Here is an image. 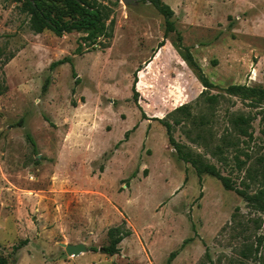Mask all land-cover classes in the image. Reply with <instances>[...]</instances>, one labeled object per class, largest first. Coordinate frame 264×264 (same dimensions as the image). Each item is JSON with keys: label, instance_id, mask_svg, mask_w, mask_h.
Wrapping results in <instances>:
<instances>
[{"label": "rangeland", "instance_id": "obj_1", "mask_svg": "<svg viewBox=\"0 0 264 264\" xmlns=\"http://www.w3.org/2000/svg\"><path fill=\"white\" fill-rule=\"evenodd\" d=\"M90 2L114 19L112 37L94 47L84 33L35 35L24 0H0V257L7 264H261L264 105L248 107L221 89L264 88V0H162L182 45L217 86L210 94L224 96L211 107L196 104L203 87L173 46L176 33L163 41L164 18L149 2ZM64 58L70 62L50 67ZM140 68L145 117L163 119L187 105L180 125L165 119L175 142L235 189L262 191L260 207L176 158L165 128L143 119L133 101ZM238 114L254 118L251 140L233 131ZM117 227L130 235L117 255L103 254ZM68 244L87 252L69 257Z\"/></svg>", "mask_w": 264, "mask_h": 264}, {"label": "trees", "instance_id": "obj_2", "mask_svg": "<svg viewBox=\"0 0 264 264\" xmlns=\"http://www.w3.org/2000/svg\"><path fill=\"white\" fill-rule=\"evenodd\" d=\"M149 2L156 11L164 18V33L163 41L168 38L171 33H176V44L173 46L178 51L179 56L186 66L192 70L196 79L199 81L203 87L202 92L197 97L196 104L202 101L206 103L209 107L216 105L219 102V98L224 99V96L220 94H210L211 90L217 88L204 74L202 68L194 59L190 49L182 45L181 35L176 32L175 24L172 20L173 11L171 8L164 4L162 0H143ZM25 9L28 12L29 18V28L35 34L38 35L45 30L53 32L56 36L60 37L63 34L79 32L84 33L85 36L81 38L83 41L87 42L90 47H94L96 40L99 38L110 39L113 33L114 19H109L110 11L107 8L101 6H95L90 0H53L51 3H44L41 0H24ZM109 20L108 25L105 21ZM159 43V48L164 45V42ZM77 53L80 54V46L77 47ZM69 58H64L62 60L53 62L50 67L54 68L58 65H63L69 63ZM141 70L136 71L133 75V81L131 85L132 98L134 103L138 106L137 101L139 93L137 90V73ZM72 76L76 78L73 70ZM78 83V80L75 81ZM136 86V89H135ZM221 91L228 96L239 97L242 101H248V107L258 108L264 105V88L260 86H246V85H229ZM141 112V116L146 120H153L160 123L165 128L167 141L169 145L174 149L176 153V158L179 161L188 163L194 169L196 175L200 177L203 174L209 175L220 182L222 187L227 191H235L240 197H242L247 203H251L252 206L260 207L261 200L263 202V192L260 191L259 194L251 196L243 190H237L232 185L229 178L222 176L220 172L208 163L202 156L195 154L188 147L178 144L175 142L172 136V125L165 119L170 118L173 121V125H180L184 118L190 116L189 107L187 105H182L176 108L173 112L169 113L167 117L163 119L157 118H146L144 112L138 106ZM259 112L261 130L260 133L264 137V110L261 109ZM181 114V119H176L175 116ZM253 117L244 114L233 115L231 119L232 129L238 136H242L249 140L252 139L251 123ZM128 137V133H125V138ZM224 142V139L222 140ZM32 142V141H31ZM219 146L216 147L218 149ZM130 235L129 232H121L120 228H113L108 231V242L105 246L100 248L103 254L114 256L119 252L118 245L121 241ZM187 241L185 240L182 245ZM92 251H97L96 248H92ZM176 256L175 252H172L169 256V260ZM0 264H7V261L0 257ZM261 264H264V257L261 258Z\"/></svg>", "mask_w": 264, "mask_h": 264}, {"label": "water", "instance_id": "obj_3", "mask_svg": "<svg viewBox=\"0 0 264 264\" xmlns=\"http://www.w3.org/2000/svg\"><path fill=\"white\" fill-rule=\"evenodd\" d=\"M127 1L130 0H122L123 3H126ZM62 247L66 255L69 257L79 256L80 254L87 252V248L85 247L84 244H76V245L68 244V245H62Z\"/></svg>", "mask_w": 264, "mask_h": 264}, {"label": "crops", "instance_id": "obj_4", "mask_svg": "<svg viewBox=\"0 0 264 264\" xmlns=\"http://www.w3.org/2000/svg\"><path fill=\"white\" fill-rule=\"evenodd\" d=\"M146 117H147V116H146ZM148 117H149V119H150V118H157V119H159V117L154 116V115H153V116H148Z\"/></svg>", "mask_w": 264, "mask_h": 264}]
</instances>
